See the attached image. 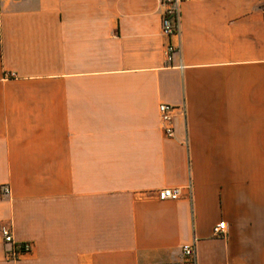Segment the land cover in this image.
<instances>
[{"label":"crops","instance_id":"1","mask_svg":"<svg viewBox=\"0 0 264 264\" xmlns=\"http://www.w3.org/2000/svg\"><path fill=\"white\" fill-rule=\"evenodd\" d=\"M163 12L0 0V264H264V0Z\"/></svg>","mask_w":264,"mask_h":264},{"label":"built area","instance_id":"2","mask_svg":"<svg viewBox=\"0 0 264 264\" xmlns=\"http://www.w3.org/2000/svg\"><path fill=\"white\" fill-rule=\"evenodd\" d=\"M160 2L164 6L162 21L163 33L166 35L179 33L181 0H160ZM173 49V46L169 45L167 47V54L169 55ZM172 108L173 106L167 103H161L159 105V113L163 122V128L169 137L174 134ZM3 192L10 193V187L8 185L3 186ZM157 195L160 200H176L182 196V188L164 187L158 190ZM225 228L226 222L221 221L215 226L214 233L216 235H221L224 233ZM1 233L4 240L12 244V247L8 251L11 258H17L20 253L31 250V244L29 242H17L14 240L9 227L3 226L1 228ZM182 254L183 258L179 264H198L195 241L184 244L182 246Z\"/></svg>","mask_w":264,"mask_h":264}]
</instances>
